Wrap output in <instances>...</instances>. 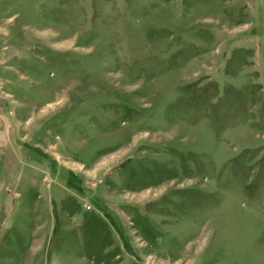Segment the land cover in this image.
<instances>
[{
  "label": "rangeland",
  "instance_id": "rangeland-1",
  "mask_svg": "<svg viewBox=\"0 0 264 264\" xmlns=\"http://www.w3.org/2000/svg\"><path fill=\"white\" fill-rule=\"evenodd\" d=\"M0 264H264V0H0Z\"/></svg>",
  "mask_w": 264,
  "mask_h": 264
}]
</instances>
